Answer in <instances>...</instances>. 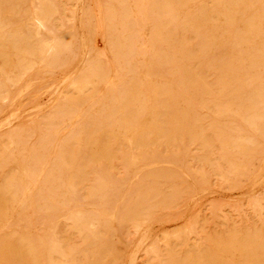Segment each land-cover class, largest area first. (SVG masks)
<instances>
[{"label":"rangeland","instance_id":"1","mask_svg":"<svg viewBox=\"0 0 264 264\" xmlns=\"http://www.w3.org/2000/svg\"><path fill=\"white\" fill-rule=\"evenodd\" d=\"M0 1L1 3H5L6 0ZM11 1H14L15 3H12ZM52 1L51 5L55 7L51 6V9L55 11V17L58 16L54 22L55 30L53 34L59 35L62 32H64V34L68 32L67 34H69L72 32L69 34V37L66 34L64 39L65 42L67 40L66 38L69 40L66 42L68 43L67 49L62 50V53L51 61L53 65H50L49 63V66L47 65L45 69H35L34 67V70L32 69L31 71H28L24 77H20L19 69L15 67L16 62L18 61L17 58H19L18 55L14 52H11L8 54L10 63L12 65L11 71L8 73V77L14 81L12 82L14 85L10 83L9 86H4L3 82L0 81V83H2L0 84V143H4V145H0V189L7 188V181H11V185L13 186L15 180L19 181L21 179L20 176H23L22 174H25L27 171L32 169L33 160L29 159L33 155V152L36 153V150L38 151L45 146L44 149L46 150L48 157L50 153L49 158H52L54 153L57 151V147L59 146L58 143L61 142L63 135L69 133L70 130L73 131L77 129V127L72 125V122L67 117L59 118V135L58 133H55L54 136V132H52V139L50 136L47 138H50L52 141L50 142L49 140L48 142V140H46L47 145L40 144L41 141L45 143V140L40 139L42 136L41 134H43L46 130H50V127L52 126L49 124L52 121H57V114H53L52 107L57 103L59 97H63L66 93L70 94L72 83L79 81L85 71V68L91 62L90 60L94 58V53L93 55L91 54L93 48L92 46H89L91 45V40L93 42V37L89 35V32L93 26H91L89 30L86 28L84 22V12H87L86 8L88 7V0H55L57 5L55 4L54 0ZM36 2V0H10L11 4L17 3L16 8L18 9L16 10L18 14L15 16L21 18L17 19V17L15 18L14 16L13 20L12 18L9 19V21L12 20L11 22L5 21V24H14V26L17 23L20 24H17L16 26L27 24L28 21L26 18H29V15H26V11L34 10L37 4ZM1 3L0 9L1 7L4 8L1 9V11H6V9L11 5L8 2H6V4H8L7 6H4L3 3ZM30 4H32V7ZM129 4L132 8V2ZM59 5L61 9L57 7ZM259 10V5L249 8V10L247 9L243 16V20L256 15ZM59 15L62 16L60 17ZM25 16L27 17L24 18ZM14 18L16 20H14ZM60 18L61 21L59 20ZM82 24H84L83 26H85L87 30L82 26ZM239 24H241V21ZM60 27L63 28V31L62 28L60 29ZM259 27L261 28H259L261 31H264V21L260 23ZM142 29L140 30V38L135 41L136 49H139L142 45L149 46V42L147 41L148 39L150 41L151 35H149V33L151 34V29L149 26H145ZM85 30L86 32H89L86 33ZM119 36L120 35H115L111 37V40L115 42L117 39L116 43L120 42L121 44L127 42V39ZM255 38L256 39H253L254 42L253 40L252 42L254 45L258 46L260 45L259 43L264 41V34L263 37H261L262 39L259 37ZM224 40L225 39L222 41ZM217 41L220 40H216L215 43H219ZM157 45L158 44L154 45L155 52L159 51H156L159 49V46ZM88 46L90 50L88 49ZM213 47L205 57V60L203 57H200L199 59H195L196 61L194 60L193 62V69L195 72L198 73L202 67L200 72H202V76L205 77V80L210 83L208 85V95H200L199 98V94L197 93H192L193 96L191 93H186L182 95L183 97L180 96L179 99L177 98L179 96L176 95L177 97L175 103V107L180 110L186 111L188 108V111H190V109H192L191 112H185L188 113L187 115L189 117L194 114L197 115V124L201 123L200 127L202 131L204 130L202 132L204 140H196L194 142L187 140L189 141V146L186 140L185 141L187 144L178 142V145H166L165 147L164 145H107L106 148L112 153V156L108 160H105V163L102 162L100 164H90L88 169L86 166L85 170H88L89 174L87 171L82 180L83 185L89 187L93 184L95 175H100L104 180V185H108L105 186L106 189L103 190V194L105 193L103 196L101 192L100 194L97 193L90 197H84L83 195L85 191H83V193L82 191H79L74 194L76 197H72L73 195H71V193L69 194V191L66 190L64 186H62L56 190L57 194L54 193L51 195L50 199H47L45 197V194H47L46 187L41 184L42 188L40 189V195L42 193V201L44 203L41 201V199L39 200L36 198V196H34L35 207L32 204V206L30 205L31 207L27 206L26 210H24L25 207H20L17 204L12 205V207L11 205H8L10 209L7 207L5 209L4 217L0 216V238L2 239V241L0 239V264H18L19 262L21 264H38V261L40 264H45L44 261L47 264L45 258L48 253L47 251H49L48 247L52 242H58L63 245L67 244L69 247L72 246L71 248H75H73V255L70 257L68 256V258H64V264L68 262V264H71L72 261H79L86 264H175L177 258V261L184 263L187 262L188 258L190 257L194 258V262H196V259L200 256V254L213 252L214 250H212V247L217 245L220 241L226 242L230 236L237 240H241L245 237L246 233L250 235L260 233L258 230H261V232L264 231V130L263 132L261 131V135L260 132L257 134V131H253L245 127L244 124L241 123V121L237 118L231 116L227 117L225 115H216L211 112L212 107L216 103V94L219 90V87L213 82L217 72L214 70H209L210 72H204V63L214 60L215 58L219 59L225 57L226 55V57H228L234 54L230 48L224 47L223 49V47H220L219 44L218 47H215L218 50H215ZM219 52H222V54ZM143 54H134L128 59H125L124 61L122 60L123 63L121 62V66H124L126 71L129 70V73L132 71L130 74H133L135 70L136 73L134 74L138 80L141 81L143 85L142 90L144 89L143 92L144 94L146 93L145 96L149 95L151 99H147L148 101L146 102L148 103L146 104L145 102V112L143 115L141 114V116L137 118L138 129H141L142 127H144V129L152 127L154 125L155 119L159 117L157 107H153L156 102L150 96L152 90L157 86L156 84L161 86L163 85L162 83L167 81L169 88H171L174 93H178L177 89L179 88L176 85V82L172 80L174 74L168 75L167 77H161V74L157 70L150 69V71V53L146 52ZM175 55L176 56H174V58L177 64L185 63V60L182 61L180 58V54L175 53ZM245 57L248 56L245 55ZM124 63H126V66ZM139 63H141V65L144 67L139 65ZM197 65H199V68ZM130 66L134 69H131ZM135 66L137 67V70ZM125 70L123 71L124 76L129 77L130 74H127ZM244 70L247 72L246 74L250 76L251 74L252 76L254 75L253 77H255V75H259V79H264V69L262 67L255 68V70L254 68H244ZM147 71L150 73H147ZM256 78H258V76ZM146 79H149V82H151L150 85ZM163 79H165L164 82ZM116 80L117 79L114 81L117 82ZM169 83H171V85ZM209 93L211 96H209ZM92 94L94 93L91 92L90 95ZM100 98L101 99L94 95L95 101H97V99L101 100L99 101L100 104L95 102V104L92 105V103L84 102L81 106L83 114L89 115L90 113V116L94 120H97L98 115L105 112L110 104V102L107 101V97ZM185 98L186 100L189 99L192 101H186ZM187 103H190V106ZM85 109H87V111ZM96 112L97 114L95 115ZM45 119H48L49 122H51L49 123ZM44 120L47 121L45 122V124L48 123L47 126L44 125ZM81 120H83V118ZM208 125H214L216 128H210ZM224 125L237 126L238 131H235L236 133L231 131L232 133L230 132V135H228L229 133H225L226 135H220L218 133L219 128ZM18 132L19 135L15 136V134H18ZM10 133L11 137L9 135ZM12 134H14L13 137ZM7 135H9L10 138L7 137ZM220 136L235 140L237 138V142L241 141L243 145L247 146L244 150H241L242 148L228 147L227 149V147H225L223 151L221 145L230 144L228 142H221L219 140L221 139ZM209 137L211 138L209 142L210 146L212 147H209V142L207 141ZM243 138L245 140L251 139L252 143H244ZM39 139L41 141H39ZM199 142H201V146L198 144L197 145L202 148V151L205 155L204 157H202L203 153L201 149L196 145V143ZM214 142H216V145ZM191 143H193V145ZM49 144L51 147H49ZM148 146H151L152 151L149 149L150 147L148 148ZM70 147L71 146H68L67 149ZM98 148L99 145H90L89 150L98 152ZM146 148L148 152L156 151L155 157L146 156L144 158L142 153L144 150V153L147 151ZM80 150L81 152L79 154L80 156H83V147L80 148ZM122 151L134 157L135 159L133 162H129L127 159L121 157L120 154ZM236 151L243 153L236 154ZM221 152H227L225 157L221 155ZM84 182H86V184H84ZM86 188L87 187H85V189ZM69 198H71L72 201ZM48 200L49 202L51 200L52 204L50 202L48 205ZM66 201L70 202L68 203L69 205L66 204ZM56 204H60V206H57ZM80 205L81 207H78ZM87 214L95 216H93V218L89 215L86 217ZM78 215L79 217L93 219L91 228L95 226V228H93L95 232L93 229H89L88 232H86V234L90 235H87V239H85L83 235H79L77 232H75L68 223L70 222L69 219L71 216L77 217ZM124 215L125 217L127 216V218L123 220ZM65 216L68 220L65 219ZM96 234L99 235L100 238L97 237ZM34 235H37L38 237H34ZM94 235L97 238H94ZM90 237L91 239H89ZM40 242L43 243V247H45L44 245L46 244L47 247L44 249L45 252ZM29 243L32 244L35 249H37L35 250L36 252L38 250L40 251L41 247L42 253L41 251L37 253L38 257L36 258L35 262L34 260L30 261V257H24L25 259L21 257L22 259L19 260V257H17L18 254L15 252L18 248L17 253L24 255L23 252L28 251L26 249V245ZM21 247H23L25 250ZM20 249L23 251H20ZM192 251H195V253ZM154 255L155 258L152 259ZM239 256L240 255L237 253V251L232 249L224 254L223 260L227 264H235L236 261V264H239L241 262V257ZM16 261L18 263H16Z\"/></svg>","mask_w":264,"mask_h":264},{"label":"bare ground","instance_id":"2","mask_svg":"<svg viewBox=\"0 0 264 264\" xmlns=\"http://www.w3.org/2000/svg\"><path fill=\"white\" fill-rule=\"evenodd\" d=\"M36 1H37L36 2L37 4L34 10H29V11L27 10L28 12L26 11V15H29V18H26L27 16H25L24 18L27 19L28 23L25 25H20V26H16L17 24H20V23L15 24V26L14 24L12 25L5 24V21L8 22L10 18H12L13 20V17L16 14H18L16 10L18 8H16V5L19 1L16 4H11L10 0L8 1L6 0L5 3L2 2L4 6L8 5L6 4V2L11 4L9 8L6 9V11H1V9H4L2 7L0 9V81L3 82L4 86H9L10 83L14 82L8 77V73L11 71V66H12L10 63L9 57H8L9 53L14 52L15 54L18 55L19 58H17L18 61L16 62L15 67L19 69L20 77H24L26 73L28 71H31L34 67L35 69L36 68L45 69V67L49 63L50 65H53L51 61L54 60L59 54H61L62 50L67 49L68 43L66 42L68 38H66L67 39L66 42L64 41V39L68 32L66 34L62 32L59 35L53 34L55 30L54 22L58 16L55 17L56 13L55 11L51 9L52 0L51 1L50 0H36ZM68 1H71V0H68ZM130 2H132L133 4L132 8L130 7V4H129ZM12 3H15V2L13 1ZM30 5L32 7V4ZM87 5H88V7L86 6L88 8V9L86 8L87 12L86 13L84 12V15H85L84 22H85L86 28H88L89 30H90V27L93 26L91 31L90 32L87 31V32H89V35L93 37V42L91 40L90 42L91 45L89 46H92L93 48V51L91 54L93 55L94 53L93 55L94 58L93 57H92L93 59L91 58L92 59L90 60L91 62L85 68V71L83 75L81 76V78L79 79V81L72 83L71 88H70L71 89L70 94L65 92L66 94L63 97H59L57 103L52 107L53 114L55 115L57 114V121L56 122L50 121L52 124L54 123L52 125L48 119H45L50 123L49 125L52 127H50V130L45 129L46 131L43 134H41L42 136L40 137V139L45 140V143L39 139V141H41L40 144L47 145L46 140H48L49 142L50 138L47 139L49 136L52 139V135H51L52 132H54L53 135L55 133H58L59 135V129H60L58 127L59 118L67 117L72 122V125L77 127V129L73 131L70 130L69 133L63 135L61 142L58 143L59 146L57 147V151L54 153V156L52 158H49L50 153L48 157L46 150L44 149L45 146L44 148L42 147L38 151L36 150V153L33 152L32 153L33 155L29 159V160H33L32 161L33 163L31 162L33 164V167L31 166L32 169L30 170L27 169L29 170L27 171V173H25L24 171L25 174H22L23 175L22 177L20 176L21 179L19 181L15 180L13 184L15 189L11 185V181H7L6 183L7 188L0 189V197H1L0 216L4 217L5 209L9 207L10 205L12 207V205L17 204L20 207H23V208L25 207L24 210H26L27 206L31 207L32 204L34 206V196H36V198L39 200L41 199L42 201L43 195L42 193L40 195V192H41L40 189L42 188L41 184H43V186L46 187L47 194H45V197L47 199L48 198L50 199L51 195L56 193L57 192L56 190L62 186H64L66 190L69 191V194L71 193V195H73L72 197H76L74 196V194L79 191H82V193L83 191H85L83 195L84 197L85 196L90 197L97 193L100 194L101 192L103 196L105 194V193L103 194V190L106 189L105 186H108V185H104V180L101 178L100 175H95L94 182L89 187L84 186L82 183V180L86 172L88 171V170L87 171L85 170L86 166L88 169L90 164H100L102 162L105 163V160H108L112 156V153L106 148L107 145H110V146L111 145H164L165 147L166 145H178V142H183L187 144L186 143L187 140H191L192 142L196 140L203 141L204 136L202 132L204 130L202 131L200 127L201 123L200 124L198 123L199 125L197 124V121H198L197 115L194 114L189 117L187 115L188 113H185L186 111H188V108L186 109V111L180 110L175 107V103H176L177 96H179L177 97L179 99L180 96L186 93H189V94L191 93V95L192 93H197L199 94V98H200V95H206V96L208 95V85L210 83H208L205 80V77L202 76V72H200L202 67L200 68V70L198 69L199 70L198 73L195 72V70L193 69L194 67L193 62L195 59H199L200 57H203L205 60V57L208 55L211 48L213 46L218 47V44L220 47H223V49L224 47L230 48L232 50V53L234 54L228 57H226L227 56L226 55L225 57H222L219 59L213 58L214 60H211V61L206 60L207 62L204 63V66H205V68L203 69L204 72L209 71V70H214L217 72L216 74L214 72L215 78L213 82L219 87V90L217 91V94H216L217 95L216 103L212 107L211 112H213L216 115H225L227 117L231 116V117L237 118L241 121V123L244 124L245 127L249 128L250 130L257 131V134H259L258 132H260V135H261V131L263 132L264 130V79L263 80L259 79L260 78L259 75H257L258 78H256L257 77L256 75L255 77H253L254 75L252 76V74L250 76L246 74L247 72H245L244 70V68H250V69L254 68L255 70V68H258V67H262L264 69V43H263L264 41L262 40L263 42L259 43L260 45L258 46L254 45L253 43L254 42L253 39H256L255 37H259L260 39H262L261 37H263V34H264V31H261L260 30L261 28L259 27L260 23L264 21L263 0H88ZM257 5L260 6V10L256 13V15L250 18L248 17V19L243 20L245 11ZM52 7H55V6H52ZM57 7L60 8V5ZM16 17L17 16H15V18ZM15 18L14 20H16ZM20 18L17 17V19H20ZM59 20L61 21V18ZM240 21H241V24H239ZM83 25L84 24H82V26ZM145 26H149V28L151 29V34L149 33V35H151V38H150V41L149 39L147 41L149 42V46L142 45L139 49L138 48L136 49L135 41L138 38H140V30L144 28ZM83 27L85 28V26ZM61 28L62 27H60V29ZM62 31H63V28H62ZM69 34H67L68 37L70 36ZM115 35L122 36L123 38L127 39V42L122 43V44L120 42L116 43L117 39L115 42H113L111 40V37ZM223 39L225 40L228 39V40L222 41ZM216 40H220V41H217L219 43H215ZM155 44H158L157 46H159V49L156 50V51L159 50L158 52H155L154 50ZM89 46H88V49H89ZM216 49L217 48H215V50ZM146 52L150 53L149 54L150 55L149 70L150 69L157 70L161 74V77L162 76L167 77L168 75L174 74L173 78L172 77L171 78L173 81L176 82V85L179 88L177 89L176 87V89L178 90V93H174L171 90V88H169L168 82L167 81L164 82L165 79H163V82H164L162 83L163 85L160 86L156 84L157 86L152 90V92L150 93V96L156 102V104L152 106L157 107L158 112H159L158 113L159 117L155 119L154 125L152 127H149L146 129L142 127L141 129H138L137 128V118H139V116H141V114L143 115V113L145 112V109H146L145 102L148 101L147 99H150V97L149 95H147L149 98L145 96L146 93L144 94L143 92L144 89L142 90L143 85L141 81H139L136 75L134 74L136 73L135 70L133 74H130L132 71L129 73L128 72L129 70L126 71L124 66H121V64L123 63L122 60L124 61L125 59H128L130 56L134 54H143ZM223 52H226V51H223ZM175 53H178L181 55L180 58L182 59V61L185 60L184 64L176 63L174 56H176L177 54L175 55ZM219 53L222 54V52H219ZM245 55H247L248 57H245ZM124 64L126 66V63ZM139 65H141V63H139ZM143 65H144V62H143ZM198 66L199 65H197V67ZM132 68L133 67H131V69ZM135 68L137 70L136 66ZM124 70L127 72V74L128 73L130 74L129 77L124 76L123 74ZM147 73H150V72L147 71ZM160 74H157V75H160ZM149 77H150V74H149ZM115 79H117L116 80L117 82L114 81ZM149 79H146V81L148 80L149 82ZM150 83L151 82H149V85ZM169 84L171 85V83ZM91 92H93L94 94L90 95ZM145 92H146V89H145ZM94 95L98 96L99 99H101L100 97L102 98L107 97L108 99L107 101L110 102L108 109L106 108L107 110L105 112H103L102 114H99L97 117V120H94L90 116L91 115L90 113L89 115H84L83 110L81 108L84 102L92 103L93 105L95 104V102H97L98 104L99 101H101L98 99L97 101H95ZM209 96H211L210 93H209ZM186 101H192V100L188 99ZM211 102H212V99H211ZM147 103L148 102H146V104ZM190 103H187V104H189L190 106ZM209 105L212 106L211 104ZM85 110L87 111V109ZM191 110L192 109H190V111L188 112H191ZM49 114H52V113H49ZM96 114L97 112L95 113V115ZM82 118L83 120H81ZM45 120H44V125L47 126L48 123L45 124V122H47ZM208 126L210 128H214V129L216 128V126L214 125H208ZM72 128L74 129L73 126ZM231 131L237 132L238 127L234 125H224V126H221V128H219V132L218 131L217 132L220 135L221 134L224 135L225 133H229L228 135H230ZM9 135L11 137V133ZM9 135H7V137H9ZM17 135H19V132L18 134H15V136ZM204 135H205V132H204ZM13 136L14 134H12V137ZM220 138L221 139L219 140L221 142L223 143L228 142L230 144V145H221V147L223 148V151L225 147H227V149L228 147H232V148H240V149L242 148L241 150H244L247 146V145H243L241 141L237 142V138L236 140L226 138V137L223 138L221 136ZM209 140H211L210 137L207 141L209 142ZM51 141L52 140H50V142ZM187 142L189 146V141ZM243 142L251 144L252 140L251 139L245 140L243 138ZM200 143L201 142L196 143V145L198 144L201 146ZM215 143L216 142H214V144ZM191 144L193 145V143ZM208 144H209V147H212L210 146V142ZM0 145H4V143L1 142ZM90 145H94V146L99 145L98 152H95L94 150L90 151L89 150ZM68 146H71L70 147L71 149L70 148L67 149ZM49 147H51L50 144H49ZM82 147L84 149V155L80 156L79 154L81 152L80 148ZM148 148L151 150V146H148ZM198 148H200L202 151L201 147L198 146ZM144 151L142 153V156L144 158L146 156L155 157L156 155V151L148 152L147 150L146 152L148 153L146 152L144 153ZM226 153L227 152H224L221 155L225 157ZM235 153L238 154L240 152L236 151ZM120 156L127 159L129 162H133V160L135 159L134 157H132L131 155H128L126 152H123V151L121 152ZM204 156L205 155L203 153L202 157ZM28 166H29V163H28ZM26 167H27V164H26ZM227 169H228V166H227ZM88 174H89V171H88ZM84 184H86V182H84ZM85 187L87 188L85 189ZM37 194H38V197H37ZM69 199L71 200V198ZM50 202L52 204L51 200ZM50 202L48 203V205L50 204ZM66 202H67L66 204L70 203L68 201ZM57 206H60V204ZM78 207H81V205ZM88 215L89 214L85 216L88 217ZM125 215H124L123 220L126 219L128 216V214L126 217ZM89 216H92V215H89ZM65 219H67L66 216H65ZM69 220L70 222L68 223L71 225L73 230L77 232L79 235H83L85 239H87V235H88L86 234V232H88L89 229L95 228V226L91 228L93 224L92 222L93 219L79 217L78 215L77 217L71 216ZM63 221H64V218H63ZM258 231L260 233H255V234H250V235L246 233L243 239H241L240 237L241 240H237L234 237L230 236L226 242L220 241L217 245L212 247L213 249L212 248L211 249L214 250L213 252L211 253L206 252V253L200 254V256L197 257L196 262H194V258L192 257L188 258L187 262H184V263L177 261L178 259L177 258L175 261L176 262L175 264H227L223 260L224 254L232 249H234V251H237V253L240 255L239 257H241L242 263L240 262L239 264H264V231L263 232H261V230H258ZM35 236L37 235H34V237ZM93 237L100 238L99 235H97V237H95L94 235ZM49 238H48V241H49ZM62 238H65V237H62ZM89 239H91V237ZM41 244L43 247V243ZM167 244H168V241H167ZM66 245L65 244L63 245L58 242H52L50 246L48 247L49 251H47L48 252L47 255L45 254L46 255L45 259L47 261V264H64V261H65L64 258L66 257L68 258V256L70 257L71 255H73V248H74V247L71 248L72 246L69 247L68 245L67 246ZM44 246L47 247L46 244ZM26 247L25 248L28 251L23 252L24 255L17 253L18 248L17 249L15 248L16 251L15 250L14 251L16 252V254H18L17 256L19 257L18 259L19 260L22 259L21 257L23 258L30 257V261L34 260L35 262L36 258L38 257L37 253L41 251V247H40V251L38 250L37 252L35 251L37 249H35L34 246L30 243L27 244ZM45 247H43V250L45 249ZM21 248L24 249L23 247ZM22 249H20V251H23ZM208 249L210 250L209 247ZM192 252L195 253V251H192ZM75 255H74V258H75ZM153 258H155V255L154 257H152V259ZM16 263L18 262L16 261ZM44 263L46 264L45 261ZM18 264H21V263L19 262ZM38 264H40L39 261H38ZM71 264H86V263H82L79 261L78 262L72 261Z\"/></svg>","mask_w":264,"mask_h":264}]
</instances>
